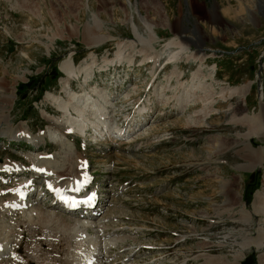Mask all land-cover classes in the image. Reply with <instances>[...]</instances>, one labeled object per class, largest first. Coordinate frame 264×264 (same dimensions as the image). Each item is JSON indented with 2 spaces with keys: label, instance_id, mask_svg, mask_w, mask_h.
<instances>
[{
  "label": "rangeland",
  "instance_id": "1",
  "mask_svg": "<svg viewBox=\"0 0 264 264\" xmlns=\"http://www.w3.org/2000/svg\"><path fill=\"white\" fill-rule=\"evenodd\" d=\"M67 62L69 74L63 68ZM27 79L29 85L20 87ZM84 104L88 121H83L82 150L79 134L71 130L75 134L65 137L94 174L109 217L104 233L124 237L116 244L105 238L112 244L107 263L236 264L229 255L239 239L230 240L227 229L234 225L250 237L261 218L237 224L228 220L234 212H223L214 236L202 227L212 208H224L211 190L224 170H219L220 160L235 148H222L234 142L242 148L238 151L259 147L245 166L262 160L264 0H0V160L27 164L24 157L36 152H46L47 161L59 160L62 145L49 140L50 133L55 137L64 125H80L68 117L81 119L77 110ZM102 106L105 115L89 114ZM92 121L100 133L89 127ZM29 136L39 139L38 146L26 143ZM260 173L256 169L252 180H259ZM2 176L1 189L14 187L21 174ZM251 193L234 202L249 203ZM11 196L0 193L3 241L22 219L7 205ZM179 211L196 217V236L227 243L191 261L172 257L190 246L173 247L164 260H157L154 250L146 256L136 251L144 239L170 242L165 230L193 233L178 224ZM40 216L34 221L36 235H25L20 248L36 244L38 257L55 258L48 260L51 264L71 262L69 233ZM28 222L23 223L26 230L31 229ZM263 240L243 237L239 249ZM259 253L264 264V245ZM243 254L239 250L238 258Z\"/></svg>",
  "mask_w": 264,
  "mask_h": 264
},
{
  "label": "crops",
  "instance_id": "2",
  "mask_svg": "<svg viewBox=\"0 0 264 264\" xmlns=\"http://www.w3.org/2000/svg\"><path fill=\"white\" fill-rule=\"evenodd\" d=\"M229 145H226L225 148H229L230 146L234 147L235 149H232L230 151V154L225 158L221 160V164L219 167V170H222L221 174L218 176L219 179L216 181V188H213L211 190V194L214 196L212 198L224 200V208H221L222 212L225 213H231L234 212V215H236L237 218H240L244 220L245 222H248L252 217L254 218H261L264 216V152L262 153V150H260V153L262 154V160H260L259 163H256L253 167L245 166L247 164V161L250 160L251 156L254 161V157L257 156L258 151L257 148H253L252 146L249 148V150L244 151H238L242 149L240 146H236L235 142L228 143ZM264 150V146H262ZM236 158V161H235ZM259 161V160H258ZM260 169V179L256 182L257 184L254 185V183H251L252 180V173L256 170ZM253 187L250 201L249 203H246L243 201L242 205L241 203L234 202L235 198H238V200L243 199V195L246 192V189ZM237 205V206H236ZM233 206V208H230ZM260 219H258L256 222H259ZM264 235V224H260V226L256 229V235ZM195 245V243L193 244ZM194 250L192 251H199L200 247H193ZM196 249V250H195Z\"/></svg>",
  "mask_w": 264,
  "mask_h": 264
},
{
  "label": "bare ground",
  "instance_id": "3",
  "mask_svg": "<svg viewBox=\"0 0 264 264\" xmlns=\"http://www.w3.org/2000/svg\"><path fill=\"white\" fill-rule=\"evenodd\" d=\"M103 40V39H101ZM71 63L70 62H67V64H65L63 66L65 72L67 74L70 73V69H71ZM85 69V68H84ZM65 83V81H63ZM226 90V89H225ZM49 94V93H48ZM70 95V94H69ZM71 96L76 97L77 95L75 94H71ZM81 96V95H80ZM84 97V96H83ZM87 97V96H86ZM85 97V99H86ZM71 98V97H70ZM88 98V97H87ZM73 100V99H72ZM78 100V99H77ZM84 100V99H82ZM89 100V99H88ZM92 101H95V99H91ZM86 104L82 105V107H80V109L77 110V115L81 117V119H77V118H72V117H68L69 119V122L71 121H75V122H79L80 125H77L76 128H72V127H69L71 130H73V132L79 134V136H83L84 134V131H82L84 129V126L86 124H84L83 121H88L87 119H85V117L83 116V113L84 111L86 110ZM66 108V106H64V109ZM139 111V110H138ZM101 113V111H100ZM91 114V113H89ZM103 115V114H102ZM76 119V120H75ZM91 126V125H90ZM91 128L94 130L96 129L98 133H100V129H97V125H95L94 121H92V126ZM119 129L115 130L116 133L118 132ZM22 131V130H21ZM66 130L62 129V132L60 135H56L55 137L52 136V133H50V140L52 139V141H55L57 142L59 145H62L60 146L62 148V155H72L71 158L67 159L66 161H64L61 165L59 166H56L58 168H54L55 169V173H56V177L57 176H60L62 174H60L59 172L61 171V173L63 172L65 175L67 176H72L70 178V181L72 180V178H75V177H78L77 174L79 173V169H78V166H79V163H77L78 160H76L78 158V155L75 156V152H74V149L73 148H70L67 144V140L66 138L64 137ZM72 131L70 133H73ZM14 136H17L14 135ZM26 139L28 140V142H32L35 146H38L39 144V139H35V138H31L29 136L26 137ZM66 143V144H64ZM39 153H36L35 156L36 157H33L34 159H37V157L39 158V162H38V165L39 163L42 164V165H47L48 162L50 161H47V159L45 160L42 156H39ZM38 154V156H37ZM42 159V160H41ZM81 159V158H80ZM41 160V161H40ZM55 162V161H54ZM52 162V163H54ZM7 163H4L3 165H0V169H4V170H8L10 169V167L8 165H6ZM14 169L17 170V171H22L24 169V166H22V164H15L14 166ZM38 169V168H37ZM41 171H45V168L43 169H39ZM66 178V177H64ZM55 179V178H54ZM65 181L63 182V185H61L65 190L69 189V187L65 184ZM21 186L23 188H18L16 189V191L14 190V196H15V200L17 202V204L20 206L22 203H23V200H22V197H25V192H26V181L22 182L21 183ZM79 196V195H77ZM91 202L89 203H86L85 205H83L85 208H88L90 206ZM37 208V206H36ZM8 209V208H7ZM23 210V209H21ZM50 213H52V211H49ZM26 213L28 215H35L37 214V210L35 208H29ZM24 212V214H26ZM43 216V218L49 220V217H52V218H55V219H58V216L57 215H52V214H49L48 212H40L39 216ZM40 216V217H41ZM120 216V215H119ZM25 219L29 220L30 218H28L27 216H25ZM95 218H91V217H88V219H85V220H82L81 221V225H85V226H89L93 231H94V237H96V239L94 238V257H95V261H100V260H103L105 258V255H104V251L106 249V245L109 244L110 241H115L116 239L115 238H109L110 241H106L105 238H107L106 235H103L101 234L100 232L103 230L104 228V225L99 222L101 221V219H98V221H92L94 220ZM27 223V222H26ZM4 228V227H3ZM4 234V233H3ZM103 235V236H102ZM3 246L5 247L4 249L0 250V256L3 257V256H6L8 260H13L15 262H20L22 264H27V259H31V258H27V259H24L18 255H16L15 253H13L12 250H10V246L8 247V242H3ZM6 250V251H5ZM30 257V256H29ZM33 258V256H32ZM31 260H34V259H31ZM98 264V263H97ZM102 264V263H101ZM257 264H259V261L257 259Z\"/></svg>",
  "mask_w": 264,
  "mask_h": 264
},
{
  "label": "water",
  "instance_id": "4",
  "mask_svg": "<svg viewBox=\"0 0 264 264\" xmlns=\"http://www.w3.org/2000/svg\"><path fill=\"white\" fill-rule=\"evenodd\" d=\"M239 264H257V259L252 254L245 256Z\"/></svg>",
  "mask_w": 264,
  "mask_h": 264
},
{
  "label": "trees",
  "instance_id": "5",
  "mask_svg": "<svg viewBox=\"0 0 264 264\" xmlns=\"http://www.w3.org/2000/svg\"><path fill=\"white\" fill-rule=\"evenodd\" d=\"M53 71H54V76H52V79H54L55 78V74H57L56 68H53ZM30 82H31V79H28L27 82L21 83L20 87H22V86L25 87V86L29 85ZM18 88H19V85H18Z\"/></svg>",
  "mask_w": 264,
  "mask_h": 264
}]
</instances>
